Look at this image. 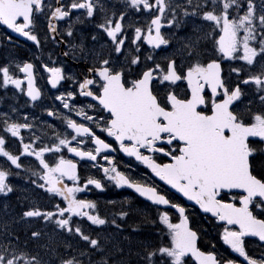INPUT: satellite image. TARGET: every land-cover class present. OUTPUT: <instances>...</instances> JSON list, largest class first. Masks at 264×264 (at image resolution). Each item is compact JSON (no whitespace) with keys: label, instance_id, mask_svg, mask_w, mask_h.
Wrapping results in <instances>:
<instances>
[{"label":"snow or ice","instance_id":"snow-or-ice-1","mask_svg":"<svg viewBox=\"0 0 264 264\" xmlns=\"http://www.w3.org/2000/svg\"><path fill=\"white\" fill-rule=\"evenodd\" d=\"M0 33V264H264V0H0Z\"/></svg>","mask_w":264,"mask_h":264},{"label":"flooded vegetation","instance_id":"flooded-vegetation-1","mask_svg":"<svg viewBox=\"0 0 264 264\" xmlns=\"http://www.w3.org/2000/svg\"><path fill=\"white\" fill-rule=\"evenodd\" d=\"M0 34H2V33H0ZM12 52L18 57H25L27 55H30V51H29L28 46L26 44H24L23 42L20 44V46L13 49ZM7 55H8L7 50L0 49V59H3ZM40 84H41V86H43V81H41ZM0 95H3V93L0 92ZM5 102L7 103L8 101H5ZM122 192H123V190L109 189V190L105 191L104 193L93 194L92 198L93 199H99L100 203H101V209L104 210L105 209V201L108 199H112V200H116V201L122 200L124 198V195L122 194ZM200 226L202 228H208L209 227L207 221L200 222ZM129 231H131V229H129ZM214 231L215 230L212 229V230H210V233L213 234ZM205 239L208 240L210 238L206 237Z\"/></svg>","mask_w":264,"mask_h":264},{"label":"trees","instance_id":"trees-1","mask_svg":"<svg viewBox=\"0 0 264 264\" xmlns=\"http://www.w3.org/2000/svg\"><path fill=\"white\" fill-rule=\"evenodd\" d=\"M203 242H206L207 243V240L203 241Z\"/></svg>","mask_w":264,"mask_h":264}]
</instances>
